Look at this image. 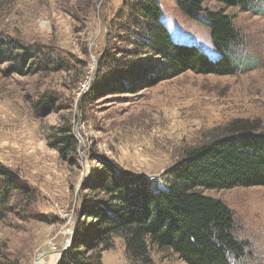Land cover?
<instances>
[{"label": "rangeland", "instance_id": "obj_1", "mask_svg": "<svg viewBox=\"0 0 264 264\" xmlns=\"http://www.w3.org/2000/svg\"><path fill=\"white\" fill-rule=\"evenodd\" d=\"M156 1L175 43L194 45L213 61L219 58L204 12L190 17L176 0ZM132 3L0 0V39L41 51L30 63L36 68L26 75L18 73L26 62L0 64V165L26 189L12 196L0 220V264H36L38 255L48 252V240L62 243L66 217L71 245L78 212L87 205L84 188L99 160L136 176L160 177L186 150L220 135L231 121H258L264 129V0H256L250 12L225 9L242 40L235 52L245 62L237 73L189 71L136 94H109L98 75L100 61L128 48L124 32L137 20L129 13ZM203 7L223 8L215 2ZM58 128L71 130L75 155L57 148L52 134ZM203 194L231 210L234 236L248 244L245 257L232 264H264V187ZM150 256L152 264H184L171 252L151 249ZM102 264L134 263L115 238L112 249L102 253Z\"/></svg>", "mask_w": 264, "mask_h": 264}, {"label": "trees", "instance_id": "obj_2", "mask_svg": "<svg viewBox=\"0 0 264 264\" xmlns=\"http://www.w3.org/2000/svg\"><path fill=\"white\" fill-rule=\"evenodd\" d=\"M132 2L129 13L137 20L122 28L128 48L115 56L105 54L100 61L98 75L109 94H136L189 71L227 76L243 67L245 61L235 52L241 36L225 9L250 12L256 0H176L187 16L205 13L204 23L219 55L215 61L198 47L171 39L160 21L156 0ZM205 2L223 8L204 9ZM40 52L0 39V64L26 62L24 70H15L22 75L36 68L30 63ZM70 131L58 128L52 134L66 156L77 150ZM218 131L220 135L186 150L160 177L136 176L111 161L99 160L92 182L84 188L87 205L78 212L71 248L62 254L60 264H102V253L112 249L115 238L123 241L126 258L134 264H152L151 249L171 252L184 264L239 263L248 244L235 238L231 210L203 191L264 187V129L258 121L234 120ZM24 192L16 175L0 165V220L12 196Z\"/></svg>", "mask_w": 264, "mask_h": 264}, {"label": "built area", "instance_id": "obj_3", "mask_svg": "<svg viewBox=\"0 0 264 264\" xmlns=\"http://www.w3.org/2000/svg\"><path fill=\"white\" fill-rule=\"evenodd\" d=\"M86 80H84L83 83H81L80 87L81 90H84L86 88ZM70 218L66 217V223L64 233L61 234L64 236V239L61 244L57 245L53 240H48L46 242V248L48 249V252H44L42 254L38 255V261L36 264H60L61 257L64 252H67L70 250L71 245L69 238L72 237V230L69 227L70 225ZM53 254V255H52Z\"/></svg>", "mask_w": 264, "mask_h": 264}]
</instances>
